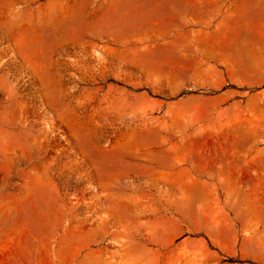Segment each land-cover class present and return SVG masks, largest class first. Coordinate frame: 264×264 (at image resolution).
<instances>
[{"label": "rangeland", "instance_id": "1", "mask_svg": "<svg viewBox=\"0 0 264 264\" xmlns=\"http://www.w3.org/2000/svg\"><path fill=\"white\" fill-rule=\"evenodd\" d=\"M0 264H264V0H0Z\"/></svg>", "mask_w": 264, "mask_h": 264}]
</instances>
